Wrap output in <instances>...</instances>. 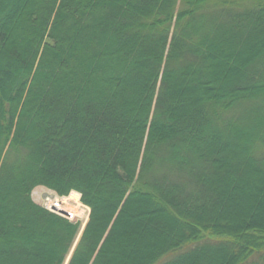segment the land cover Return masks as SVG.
<instances>
[{"label": "trees", "instance_id": "obj_1", "mask_svg": "<svg viewBox=\"0 0 264 264\" xmlns=\"http://www.w3.org/2000/svg\"><path fill=\"white\" fill-rule=\"evenodd\" d=\"M264 264V0H0V264Z\"/></svg>", "mask_w": 264, "mask_h": 264}, {"label": "rangeland", "instance_id": "obj_2", "mask_svg": "<svg viewBox=\"0 0 264 264\" xmlns=\"http://www.w3.org/2000/svg\"><path fill=\"white\" fill-rule=\"evenodd\" d=\"M52 193H53V191L49 190L48 188L40 186V187H36L32 190L31 198L35 203L42 206V205H44V199L46 196H50L51 199L56 198V195L54 193L53 194ZM65 197H67V196H65ZM80 204L82 205V206L80 205V207H79L80 208V211H79L80 214L74 216L71 219L72 222H76L79 225L76 240L79 239V237L83 231V228L85 227V224H86L87 220L89 219V211H90L89 208L81 202V200H80Z\"/></svg>", "mask_w": 264, "mask_h": 264}, {"label": "bare ground", "instance_id": "obj_3", "mask_svg": "<svg viewBox=\"0 0 264 264\" xmlns=\"http://www.w3.org/2000/svg\"><path fill=\"white\" fill-rule=\"evenodd\" d=\"M53 205L60 211L68 212L71 217L79 215V207L81 205L79 200V193L76 191H72L67 197H62L61 200L53 201Z\"/></svg>", "mask_w": 264, "mask_h": 264}, {"label": "water", "instance_id": "obj_4", "mask_svg": "<svg viewBox=\"0 0 264 264\" xmlns=\"http://www.w3.org/2000/svg\"><path fill=\"white\" fill-rule=\"evenodd\" d=\"M53 210H57V208L56 207H53L52 208ZM63 216L65 215V216H69V213H67V212H65V211H59ZM70 256H71V254H69V256H68V258H67V260H66V263L65 264H67L68 263V260L70 259Z\"/></svg>", "mask_w": 264, "mask_h": 264}, {"label": "built area", "instance_id": "obj_5", "mask_svg": "<svg viewBox=\"0 0 264 264\" xmlns=\"http://www.w3.org/2000/svg\"><path fill=\"white\" fill-rule=\"evenodd\" d=\"M52 200H50L49 198H46L45 199V206L47 207V208H50L51 207V205H52Z\"/></svg>", "mask_w": 264, "mask_h": 264}]
</instances>
